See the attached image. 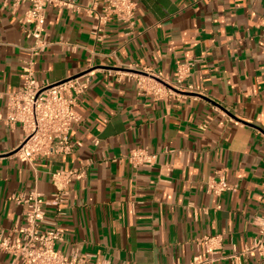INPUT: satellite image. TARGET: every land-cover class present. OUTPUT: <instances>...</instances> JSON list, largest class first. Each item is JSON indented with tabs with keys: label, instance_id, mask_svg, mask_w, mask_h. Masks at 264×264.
I'll return each mask as SVG.
<instances>
[{
	"label": "crops",
	"instance_id": "1",
	"mask_svg": "<svg viewBox=\"0 0 264 264\" xmlns=\"http://www.w3.org/2000/svg\"><path fill=\"white\" fill-rule=\"evenodd\" d=\"M72 1L86 7L93 0ZM136 2L132 30L113 19L99 32L85 11L48 7L50 45L36 58L38 82L93 77L71 133L81 146L34 165L14 153L25 137L21 126L4 121L7 93L21 88L31 58L33 40L19 23L30 6L12 12L0 2V233L23 222L26 208L13 196L34 190L50 196L53 171L92 160L87 178L71 184L60 220L66 234L56 248L64 256L189 264L197 242L213 235L223 236L224 255L239 252L258 235L255 218L264 216V0ZM102 7L100 1L98 12ZM180 65L189 72L177 87ZM140 71L162 72L174 93L146 92ZM135 148L156 154L155 165L132 166L126 157ZM220 175L239 189L209 194L206 182ZM53 223L48 215L43 227ZM223 256L210 264H231ZM0 264L20 261L0 252Z\"/></svg>",
	"mask_w": 264,
	"mask_h": 264
},
{
	"label": "built area",
	"instance_id": "2",
	"mask_svg": "<svg viewBox=\"0 0 264 264\" xmlns=\"http://www.w3.org/2000/svg\"><path fill=\"white\" fill-rule=\"evenodd\" d=\"M103 2L102 12H98L99 2ZM9 6L12 12L22 4L30 7L19 20L26 38L32 39L29 48L30 60L24 62L21 78L23 85L16 92L7 93L8 102L4 121L13 129L20 125L25 137L15 149V155L23 163L34 165L36 160L53 156H68L75 152L80 143H73L71 133L81 122L77 110L81 100L90 90L92 72L68 78L54 84H41L36 76V58L42 55L50 45L44 36L46 14L49 6L66 8L74 12L85 13L97 21L94 30L102 31L113 19L125 24L129 30L136 25V0H93L86 7L72 0H0ZM264 33V17L262 20ZM132 67V66H130ZM188 66L180 65L177 74V87L187 78ZM136 69L137 68H131ZM139 71V70H138ZM138 84L146 92L156 97H167L174 93L173 87L162 72H137ZM135 76V78H136ZM194 91L192 86L188 87ZM95 144L98 141L95 140ZM135 168L155 165L157 155L145 148H135L126 157ZM92 160L69 170H55L51 173V182L55 191L47 196L38 190L23 196H13V200L25 206L23 222L7 234L0 233V252L9 255L20 264H115L107 260L91 263L88 256L74 254L64 256L56 248L58 242L65 240L66 230L60 220L66 213L65 203L70 194L71 184L87 178ZM209 194L221 196L225 192H236L239 186L230 184L225 176L211 178L206 182ZM264 194V187H263ZM220 209V207H218ZM48 215L53 218V226L44 228ZM254 224L258 235L243 250L229 255L223 254V236H205L197 242L198 253L189 264H210L214 256H223L231 264H246L248 260L258 258L264 264V216H257Z\"/></svg>",
	"mask_w": 264,
	"mask_h": 264
}]
</instances>
